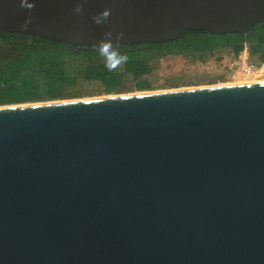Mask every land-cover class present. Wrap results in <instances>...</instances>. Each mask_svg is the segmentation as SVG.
Returning a JSON list of instances; mask_svg holds the SVG:
<instances>
[{"label": "water", "instance_id": "obj_1", "mask_svg": "<svg viewBox=\"0 0 264 264\" xmlns=\"http://www.w3.org/2000/svg\"><path fill=\"white\" fill-rule=\"evenodd\" d=\"M28 2L0 0V30L133 45L264 22V0ZM0 264H264V81L1 105Z\"/></svg>", "mask_w": 264, "mask_h": 264}, {"label": "trees", "instance_id": "obj_2", "mask_svg": "<svg viewBox=\"0 0 264 264\" xmlns=\"http://www.w3.org/2000/svg\"><path fill=\"white\" fill-rule=\"evenodd\" d=\"M19 41V52L12 58L0 59V80L13 82L15 89L20 85L16 83L30 80L33 75L39 78L38 81H46L47 75L56 73L68 65L79 69V74L86 71L87 78L101 79L107 93L118 91L122 85L125 73H131L139 79L145 74L154 70L150 65V56L165 57L167 55H182L195 57L198 54L215 53L217 51L230 49L235 56H238L247 47L250 53L264 62V22L258 23L248 34L242 33H212L205 30H188L178 39L153 42L136 43L133 45H118L114 48L121 54H126L129 59L124 64L125 72H109L104 65V59L99 55L96 46H83L57 41L41 36H25L13 33ZM69 68V67H68ZM140 89L150 87L149 80H143L139 85ZM38 98H17L0 95V106L9 104H21L38 102ZM49 100H57L64 96L59 93H52ZM66 100V99H65Z\"/></svg>", "mask_w": 264, "mask_h": 264}, {"label": "rangeland", "instance_id": "obj_3", "mask_svg": "<svg viewBox=\"0 0 264 264\" xmlns=\"http://www.w3.org/2000/svg\"><path fill=\"white\" fill-rule=\"evenodd\" d=\"M244 51L240 54L244 55ZM239 55L235 56L230 49H226L215 53H200L195 57L173 54L165 57L150 56V65L154 67V70L139 79L131 73H125L122 85L118 91L113 93L105 91L101 79L87 78L86 71L79 74L78 66L68 65L69 68L67 66L66 69L61 67L55 70L56 73L47 75L43 84L38 81L39 78L37 79L33 75L30 80L16 83L15 85H20L17 89L13 86L14 81L9 83L0 80V95L11 96L12 100L17 98L35 99L43 96L41 97L43 99L38 102H46L51 100L44 96L48 97L52 93H59L64 96L57 100H73L107 95L138 94L143 91L160 92L190 87L236 84L246 81H264V62L259 61L256 56L251 57L248 50L249 62L257 65L258 72L253 78H244L241 76L243 74L237 65L240 60ZM116 70L124 73V64ZM146 79L149 80L150 87L140 89L138 85Z\"/></svg>", "mask_w": 264, "mask_h": 264}, {"label": "clouds", "instance_id": "obj_4", "mask_svg": "<svg viewBox=\"0 0 264 264\" xmlns=\"http://www.w3.org/2000/svg\"><path fill=\"white\" fill-rule=\"evenodd\" d=\"M20 6L24 9L29 10L30 12L35 7V4L29 3L28 0H20ZM73 11L77 14L81 13L83 11V2L77 3ZM110 13H111L110 9H105L104 11L93 17L94 23H96L97 25L106 23L110 16ZM30 23H31V17L29 16V18L25 20L22 27L27 28ZM122 39H124L123 32H119V31L114 32L110 30V31H106L103 34V38L96 45L99 55L104 59L105 68L109 72L115 71L121 65L128 62L129 57L126 54H121L119 50L114 48L113 40L117 42L115 44H119L118 42Z\"/></svg>", "mask_w": 264, "mask_h": 264}, {"label": "flooded vegetation", "instance_id": "obj_5", "mask_svg": "<svg viewBox=\"0 0 264 264\" xmlns=\"http://www.w3.org/2000/svg\"><path fill=\"white\" fill-rule=\"evenodd\" d=\"M12 34H13L12 32L0 30V59L12 58L14 55H16V53L19 52V48H18L20 45L19 41L16 39L15 36H12ZM20 35H25V34H20ZM25 36H36V35H25ZM250 55L251 57L253 56L251 53ZM254 66L257 67V65Z\"/></svg>", "mask_w": 264, "mask_h": 264}, {"label": "built area", "instance_id": "obj_6", "mask_svg": "<svg viewBox=\"0 0 264 264\" xmlns=\"http://www.w3.org/2000/svg\"><path fill=\"white\" fill-rule=\"evenodd\" d=\"M248 48H245L244 55H239V62H237V65L239 66V70L243 75L248 74L250 71H253L254 73L258 72L257 68L249 62V56L247 55Z\"/></svg>", "mask_w": 264, "mask_h": 264}, {"label": "bare ground", "instance_id": "obj_7", "mask_svg": "<svg viewBox=\"0 0 264 264\" xmlns=\"http://www.w3.org/2000/svg\"><path fill=\"white\" fill-rule=\"evenodd\" d=\"M256 73V72H255ZM255 73L253 71H250L248 74L246 75H241L242 77L244 78H253L255 76ZM253 82H257V81H246V82H240V83H236V84H245V83H253ZM227 85H232V84H227ZM191 88V87H190ZM176 90V89H175ZM170 91V90H169ZM140 93V92H139ZM123 95V94H122ZM124 95H127V94H124ZM128 95H131V94H128ZM103 97V96H102ZM56 101H59V100H56ZM38 103V102H37ZM28 104V103H27Z\"/></svg>", "mask_w": 264, "mask_h": 264}]
</instances>
